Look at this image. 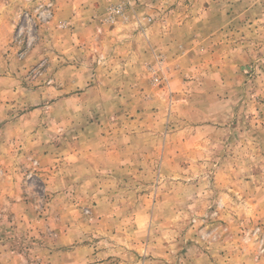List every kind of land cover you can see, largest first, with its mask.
Listing matches in <instances>:
<instances>
[{"label":"rangeland","instance_id":"374dc122","mask_svg":"<svg viewBox=\"0 0 264 264\" xmlns=\"http://www.w3.org/2000/svg\"><path fill=\"white\" fill-rule=\"evenodd\" d=\"M82 1L0 0V189L10 159L31 219L0 264L69 229L110 264H264V0Z\"/></svg>","mask_w":264,"mask_h":264},{"label":"crops","instance_id":"0c3cea01","mask_svg":"<svg viewBox=\"0 0 264 264\" xmlns=\"http://www.w3.org/2000/svg\"><path fill=\"white\" fill-rule=\"evenodd\" d=\"M82 2H86L85 0ZM94 0L89 1V4L92 5L94 3ZM58 5H60V8H63V5L66 4V0H57ZM89 12V11H88ZM79 17L78 14H76V17L73 16L72 22H74V19ZM167 23L170 21V23H175V18L173 17H165L164 18ZM160 23H155L151 30H155V28L159 27ZM180 30V28H177ZM169 29L168 32L163 35L164 37L161 39V46L163 47V50H167V52L170 55H167L170 59V61L173 62V64L178 65L181 63V60H184L186 57L182 55L183 52L180 50V44L179 42L171 41V36L173 35ZM180 32V31H179ZM3 37L0 38V45L3 44ZM196 47H191L189 51L195 50ZM172 50V51H171ZM176 65H174L176 67ZM179 76L176 77L172 83L173 85L179 89L180 87V81ZM0 90H2L0 88ZM3 96L1 100H3ZM207 130V129H201ZM209 130V129H208ZM216 131V130H214ZM219 131H222L219 130ZM223 132V131H222ZM184 137V135H182ZM179 138V137H177ZM182 141V140H181ZM206 141L201 140L200 145L197 146L201 147L202 149L205 148ZM2 162L7 166L6 171L4 172L2 177V184L5 189H0V195L8 199L7 203V215L11 219L12 223L10 224L12 227L11 233L8 231H5L4 233H0V252H2L1 258L7 256L10 259H19L22 258V255L17 251L15 245H17L19 242H22L21 236L18 233V230H22L21 227L23 226H29L30 224V218L27 216V205L23 199V192L19 186L16 185L15 182V176L16 174L12 171V168H9V164H11L10 159L5 160V158H2ZM27 213V214H26ZM102 221V220H101ZM10 223V221H9ZM18 223V224H17ZM15 224L19 227H15ZM30 227V226H29ZM20 228V229H19ZM28 228V227H27ZM32 228V227H31ZM105 231L108 232V229H105ZM81 234V236H79ZM113 235V234H112ZM80 239H86V236L83 233H77V231L68 230L67 233L63 235L57 236L54 240L51 241L50 247L43 256L45 260H48L51 264H110L112 263L117 254V248L116 243L114 240L115 238L109 236L107 238L106 236L101 238L100 240H96L94 243L89 244H81L80 246H73L77 241ZM20 244V243H19ZM16 250V251H15ZM20 256V257H19ZM20 260V259H19ZM162 260V259H161ZM163 263V262H162Z\"/></svg>","mask_w":264,"mask_h":264},{"label":"built area","instance_id":"2783aa9c","mask_svg":"<svg viewBox=\"0 0 264 264\" xmlns=\"http://www.w3.org/2000/svg\"><path fill=\"white\" fill-rule=\"evenodd\" d=\"M123 8L121 6H114L109 9L108 12V21L114 23L117 21L118 17L122 16ZM44 19H50L53 17L52 5L46 7L43 12L40 14Z\"/></svg>","mask_w":264,"mask_h":264}]
</instances>
